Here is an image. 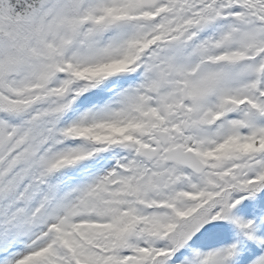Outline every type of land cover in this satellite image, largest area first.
Wrapping results in <instances>:
<instances>
[{
    "label": "snow or ice",
    "instance_id": "1",
    "mask_svg": "<svg viewBox=\"0 0 264 264\" xmlns=\"http://www.w3.org/2000/svg\"><path fill=\"white\" fill-rule=\"evenodd\" d=\"M0 264H264V0H0Z\"/></svg>",
    "mask_w": 264,
    "mask_h": 264
}]
</instances>
